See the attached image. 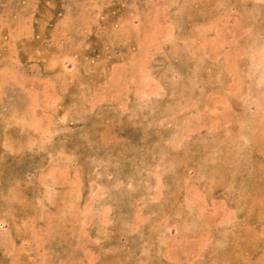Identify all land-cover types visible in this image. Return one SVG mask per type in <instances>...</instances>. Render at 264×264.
I'll list each match as a JSON object with an SVG mask.
<instances>
[{"label":"rangeland","instance_id":"1","mask_svg":"<svg viewBox=\"0 0 264 264\" xmlns=\"http://www.w3.org/2000/svg\"><path fill=\"white\" fill-rule=\"evenodd\" d=\"M0 264H264V0H0Z\"/></svg>","mask_w":264,"mask_h":264}]
</instances>
